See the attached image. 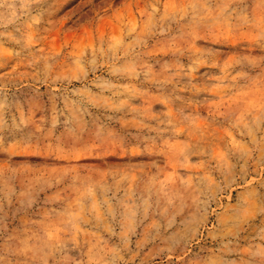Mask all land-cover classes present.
Returning <instances> with one entry per match:
<instances>
[{"label":"rangeland","instance_id":"1","mask_svg":"<svg viewBox=\"0 0 264 264\" xmlns=\"http://www.w3.org/2000/svg\"><path fill=\"white\" fill-rule=\"evenodd\" d=\"M0 264H264V0H0Z\"/></svg>","mask_w":264,"mask_h":264}]
</instances>
